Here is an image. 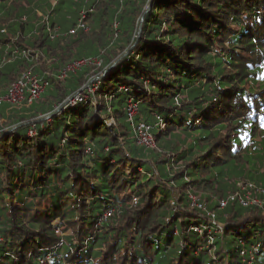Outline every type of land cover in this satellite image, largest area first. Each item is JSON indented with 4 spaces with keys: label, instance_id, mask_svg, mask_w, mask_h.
I'll list each match as a JSON object with an SVG mask.
<instances>
[{
    "label": "trees",
    "instance_id": "obj_1",
    "mask_svg": "<svg viewBox=\"0 0 264 264\" xmlns=\"http://www.w3.org/2000/svg\"><path fill=\"white\" fill-rule=\"evenodd\" d=\"M149 1L0 0V95L26 71L47 82L0 109V264H264V0ZM89 56L98 76L122 57L33 122L88 81L56 76ZM128 100L155 148L136 144ZM243 183L262 204L219 209Z\"/></svg>",
    "mask_w": 264,
    "mask_h": 264
},
{
    "label": "built area",
    "instance_id": "obj_2",
    "mask_svg": "<svg viewBox=\"0 0 264 264\" xmlns=\"http://www.w3.org/2000/svg\"><path fill=\"white\" fill-rule=\"evenodd\" d=\"M111 26L113 29L117 28V22L113 19ZM83 29L84 31L88 30V26L85 22V13L82 11L80 13V17L77 20L76 28L71 29L69 31L70 34H73L76 29ZM4 32V29L0 30V33ZM102 61L99 57L95 56H89L84 57L82 59H75L68 63L64 69H61L59 73L57 74L56 78L63 80L69 77V75L73 72H76L78 70H82L84 67H92V66H101ZM99 76H97L96 81L99 79ZM47 87V82L42 81L39 79V77L32 73L31 71L23 72L17 79L12 81L8 87L6 88V91L3 95H0V109L3 105H7L6 112L9 113L13 110L21 112L24 107H28L31 105L34 101H36L41 95L45 92V89ZM93 87L96 88L95 81L93 82ZM82 89V88H81ZM90 89L83 88L82 92L77 94L74 99L70 100L68 105H74L76 103H80L85 100L87 95L92 92ZM126 114L127 119L129 121V124L134 132V138L137 145L145 146L148 148H155L156 147V141L155 138L151 132L152 126L150 124H147L145 122H139L136 120L137 116V107L136 103L132 100H128L126 104ZM41 115L40 117H42ZM47 116V114H45ZM46 119H49L46 117ZM113 121V120H111ZM35 125L34 123L30 126L28 129V134L30 136L35 134ZM241 194L235 193L230 195L228 198H219L217 199L218 207L220 209L224 208L229 200H237L238 203H240L242 206H248V205H260L262 204L259 199L253 198L250 195L252 185L249 183H243L240 185ZM263 192L264 190H260ZM189 200L191 204L197 208H199L202 211H206L205 206L199 201V199L193 195H188ZM111 212L104 213L99 221L105 222L108 217L110 216ZM209 214V213H207ZM2 241V237L0 235V242ZM61 243L59 244V246ZM250 253V252H249ZM242 256L244 257L246 264H252V257H250V260H246V253L244 251L241 252Z\"/></svg>",
    "mask_w": 264,
    "mask_h": 264
},
{
    "label": "water",
    "instance_id": "obj_3",
    "mask_svg": "<svg viewBox=\"0 0 264 264\" xmlns=\"http://www.w3.org/2000/svg\"><path fill=\"white\" fill-rule=\"evenodd\" d=\"M151 2H152V0L149 1V5H148V7L146 8V11L150 8V4H151ZM146 11H145V12H146ZM145 12L143 13V15H142V17H141V19H140V22H139V26H138V29H137V34H136L135 43L137 42V39H138V37H139V35H140V33H141V30H142V22H143V19H144ZM135 43L133 44V46L135 45ZM131 48H132V47H131ZM126 52H127V51H126ZM126 52H125L124 54H126ZM121 57H122V56H121ZM121 57H120V58H121ZM120 58L116 59L114 62H112L110 65H108V66L104 69L103 73H102L101 75H99L98 78L100 79V78L104 77L105 75H107L108 73L112 72V71L114 70V68H115V66H116V64L118 63V61H119ZM81 92H82V89H81V88L78 89L77 91H75L74 93H72L71 95H69L68 97H66V98H65V99H64L59 105H57V106L53 109V111H52L51 113H47V116L43 115L42 117H38V118L35 119L33 122L43 121V120L46 119V117L50 118V117H52L54 114H57V113H58L60 110H62L66 105H68V103H69L70 100L74 99V97H75L77 94L81 93ZM26 123H30V122H26ZM14 129H15V127H12V128H10V129H6V130L4 131V133H8V132H10V131H12V130H14Z\"/></svg>",
    "mask_w": 264,
    "mask_h": 264
},
{
    "label": "rangeland",
    "instance_id": "obj_4",
    "mask_svg": "<svg viewBox=\"0 0 264 264\" xmlns=\"http://www.w3.org/2000/svg\"><path fill=\"white\" fill-rule=\"evenodd\" d=\"M87 25V24H86ZM88 26V25H87ZM56 32H57V30H55V34H56ZM101 60V59H100ZM100 66H92V67H84L83 69H85V70H87V72H88V74H87V79H88V81L87 82H85L83 85H82V89L83 88H86L87 90L88 89H90V91H92V92H90L89 94H93V92H94V90H95V88L93 87V82L94 81H96V78H97V76L98 75H95V73L98 71V68H99ZM65 68V67H64ZM64 68H62V69H64ZM80 70H78V71H76V72H79ZM76 72H73V73H71V74H75ZM70 74V75H71ZM69 75V76H70ZM101 75V74H100ZM46 93V92H45ZM43 95H45L44 93L42 94V97H43ZM38 102H36L35 103V105H38L37 104ZM54 106V108L56 107V105H53ZM24 108H26V107H24ZM24 108H23V110H24ZM19 112V111H18ZM9 113H11V112H9ZM4 122H5V120L2 118V116H0V125H4ZM113 122V121H112ZM111 121H109V123H112ZM5 129H10L9 127H5ZM250 195L252 196V193L250 192ZM217 199H219V198H214L213 200L215 201V202H217ZM256 199H259V198H256ZM261 205V204H260ZM259 205V206H260ZM220 209V208H219ZM66 233H68V234H71V231L70 230H68V231H66ZM65 233V234H66Z\"/></svg>",
    "mask_w": 264,
    "mask_h": 264
},
{
    "label": "crops",
    "instance_id": "obj_5",
    "mask_svg": "<svg viewBox=\"0 0 264 264\" xmlns=\"http://www.w3.org/2000/svg\"><path fill=\"white\" fill-rule=\"evenodd\" d=\"M5 105H6V104H5ZM6 107H7V105H6ZM5 114L8 115V113H7L6 111H5Z\"/></svg>",
    "mask_w": 264,
    "mask_h": 264
}]
</instances>
